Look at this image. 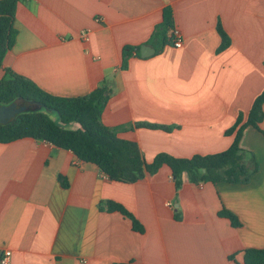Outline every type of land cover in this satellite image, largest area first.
Segmentation results:
<instances>
[{"label": "crops", "instance_id": "crops-1", "mask_svg": "<svg viewBox=\"0 0 264 264\" xmlns=\"http://www.w3.org/2000/svg\"><path fill=\"white\" fill-rule=\"evenodd\" d=\"M167 7L183 47L133 56L123 69L124 47L149 45ZM219 25L231 41L222 52ZM14 26L3 70L60 97L106 83L103 124L138 143L148 162L161 152L227 150L234 136L226 132L241 113L247 121L264 90V0H23ZM260 130L248 127L241 141L246 161L259 165L249 182L194 184L184 173L179 190L166 165L127 184L45 142L0 144V256L10 250L12 264H243L245 250L264 249V120ZM223 208L240 227L219 215Z\"/></svg>", "mask_w": 264, "mask_h": 264}, {"label": "trees", "instance_id": "trees-1", "mask_svg": "<svg viewBox=\"0 0 264 264\" xmlns=\"http://www.w3.org/2000/svg\"><path fill=\"white\" fill-rule=\"evenodd\" d=\"M22 1L0 0V105L26 101L39 103L43 108L23 112L7 124H0V144L25 138L45 142L72 151L82 162L96 165L108 179L127 184L154 175L166 165L172 171L177 190L182 187L184 173L190 176L194 184H217L247 183L258 172L259 165L254 157L250 163L246 161L241 141L248 127L260 130L264 120V90L256 97L247 121L244 122L241 113L234 126L226 132L234 136L227 150L191 158H178L161 152L152 162H148L138 143L118 137L103 124L102 114L110 99V89L106 83L86 96L60 97L46 92L22 75L3 70L5 58L16 42L18 32L14 22ZM175 28L172 9L167 7L162 23L155 27L148 42L156 54L163 52L167 46L173 47ZM218 32L222 38L218 51L222 52L230 46L231 41L221 25ZM140 49L141 46L124 47L123 69L128 67L131 57L140 55ZM139 126L167 130L157 125ZM60 181L66 186L64 178L60 177ZM106 204L108 211L119 212L130 219L136 232H145L142 223L122 204L114 201H107ZM219 215L229 219L234 227L241 226L231 211L223 208ZM243 264H264V249L245 250Z\"/></svg>", "mask_w": 264, "mask_h": 264}, {"label": "water", "instance_id": "water-1", "mask_svg": "<svg viewBox=\"0 0 264 264\" xmlns=\"http://www.w3.org/2000/svg\"><path fill=\"white\" fill-rule=\"evenodd\" d=\"M156 50L149 45H142L140 49V54L142 58H149L155 55ZM42 105L36 102H26V101H15L10 105H0V124H7L10 120L14 119L19 114L30 111V110H40Z\"/></svg>", "mask_w": 264, "mask_h": 264}, {"label": "built area", "instance_id": "built-area-1", "mask_svg": "<svg viewBox=\"0 0 264 264\" xmlns=\"http://www.w3.org/2000/svg\"><path fill=\"white\" fill-rule=\"evenodd\" d=\"M88 35V31L81 32V37L83 40H88ZM183 44L184 36L178 28H175L173 47L176 49H181ZM0 264H12V252L10 250H5L2 252L0 256Z\"/></svg>", "mask_w": 264, "mask_h": 264}]
</instances>
